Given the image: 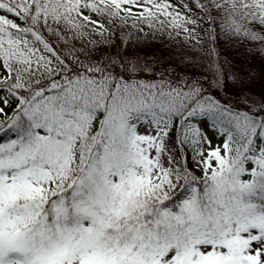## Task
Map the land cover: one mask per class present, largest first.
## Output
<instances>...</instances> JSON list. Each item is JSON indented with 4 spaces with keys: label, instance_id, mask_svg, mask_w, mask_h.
<instances>
[{
    "label": "snow or ice",
    "instance_id": "6c2138e0",
    "mask_svg": "<svg viewBox=\"0 0 264 264\" xmlns=\"http://www.w3.org/2000/svg\"><path fill=\"white\" fill-rule=\"evenodd\" d=\"M220 38L264 52V0H0V264H264V95L220 94Z\"/></svg>",
    "mask_w": 264,
    "mask_h": 264
},
{
    "label": "trees",
    "instance_id": "16d2710c",
    "mask_svg": "<svg viewBox=\"0 0 264 264\" xmlns=\"http://www.w3.org/2000/svg\"><path fill=\"white\" fill-rule=\"evenodd\" d=\"M123 31L127 32L129 29L125 28ZM131 31L133 41L138 40L136 46L140 56L147 58L142 63L156 59L155 66L157 68L171 67L177 75L184 72L185 64L179 41L170 39L166 34H151L146 27L144 32L137 33L135 29H131ZM145 33L149 34L145 36ZM217 50L224 70L230 74L235 73L242 81L241 83L229 79L228 90L220 93L225 99L238 101L245 93L253 97L264 95V52L259 51L258 45L251 42L239 44L234 40L228 41L220 38ZM192 70L189 68V71ZM194 71L202 74L206 69L201 65Z\"/></svg>",
    "mask_w": 264,
    "mask_h": 264
}]
</instances>
